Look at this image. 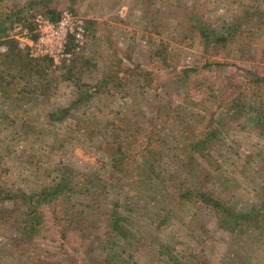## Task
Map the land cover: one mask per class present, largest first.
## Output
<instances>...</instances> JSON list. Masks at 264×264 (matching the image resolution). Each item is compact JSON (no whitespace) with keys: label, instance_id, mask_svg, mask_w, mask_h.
<instances>
[{"label":"rangeland","instance_id":"1","mask_svg":"<svg viewBox=\"0 0 264 264\" xmlns=\"http://www.w3.org/2000/svg\"><path fill=\"white\" fill-rule=\"evenodd\" d=\"M0 264H264V0H0Z\"/></svg>","mask_w":264,"mask_h":264},{"label":"built area","instance_id":"2","mask_svg":"<svg viewBox=\"0 0 264 264\" xmlns=\"http://www.w3.org/2000/svg\"><path fill=\"white\" fill-rule=\"evenodd\" d=\"M83 21L70 13H65L58 21H52L40 16L36 21V39L22 38L21 47L29 48L34 58L48 57L56 63L71 58L67 53L66 44L70 37H84ZM27 46V47H26Z\"/></svg>","mask_w":264,"mask_h":264},{"label":"trees","instance_id":"3","mask_svg":"<svg viewBox=\"0 0 264 264\" xmlns=\"http://www.w3.org/2000/svg\"><path fill=\"white\" fill-rule=\"evenodd\" d=\"M203 34L209 37L212 34L215 35L216 33L209 34V33L204 32ZM190 72L191 71H187L185 73L186 78L189 77ZM49 195L50 194L47 193V191H44V193L39 197V199H42L45 201L47 200ZM10 196L13 198L14 195L10 193ZM3 199L6 200V198H3ZM39 199L37 201V199H33V197H28V196H22V197L20 196V197L13 198V200L16 201L15 202L16 206L17 205L19 206V204H22V205L24 204L28 206L27 208L28 211L24 212L23 215L21 216L22 223H21V227L19 228L20 231H22L24 234H27L28 236H34L40 233L45 224V220L42 222V220L38 218V216H41V210L40 208L37 207V203L40 201ZM76 210L78 212L72 213V214L70 213H66L65 215L56 214L55 215L57 219L56 223L60 226V228H61V224H64L67 226V229L65 230V232L62 233L60 231L61 240L64 241V239L68 238V233H72L75 237L81 240V243H85L87 242V240H89L91 231L95 230V227L93 223L86 220L88 218L86 217V214L84 211L78 210L77 208ZM17 212H18V208H17Z\"/></svg>","mask_w":264,"mask_h":264}]
</instances>
